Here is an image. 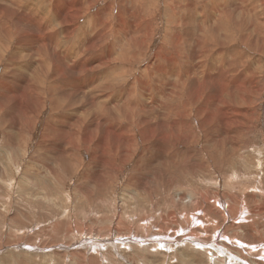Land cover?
Listing matches in <instances>:
<instances>
[{
	"label": "rangeland",
	"instance_id": "rangeland-1",
	"mask_svg": "<svg viewBox=\"0 0 264 264\" xmlns=\"http://www.w3.org/2000/svg\"><path fill=\"white\" fill-rule=\"evenodd\" d=\"M108 1L110 3L114 2V5L116 4L115 7L112 5L110 13V18H113L110 23L112 22V24L114 25V16L117 12V9L120 8V0H94L93 4L96 3V5L91 9L90 12H95L103 5L109 4ZM245 1L246 0H236V7L234 6V8L231 4L232 0H134V5L126 2V5L128 4L127 6H129V8L132 7L131 13L135 14L136 10L138 11V18L136 17L137 21L135 17H133L129 12V14L124 13L125 19L127 21L126 23L129 26V23L136 21L137 25L139 24L138 26H141L140 31L143 30V32L144 27H146L148 21L152 26V28H150L152 31L150 33V36L146 37L145 32L143 33L138 30L135 34L132 32L134 34L131 35L132 38L124 39V47H116L115 57H117V53L121 49L123 55L127 57V61L124 60L125 57H122V61L118 60V63L116 60L115 63L112 64V68L117 67V71H109L113 74H109L107 72L108 76H106L107 78L110 77L109 79L111 80H113L114 78V80H117L118 77H120L118 75L125 74V79L123 81L124 85L129 83L134 89L133 93L135 105L134 107L130 108L132 114L143 113V115H151V113L149 112H152V115H165V111L167 110L166 112L168 114L166 113V116H175L176 114H180L181 111H183L184 114L197 115L198 109L201 106L199 114L208 116L210 115L209 113L212 112L211 114H215L217 118V116L221 117L227 114V111H229L228 113H230V111H232L233 109L235 110L238 108H244V102H241L242 106H237L233 102L232 105L230 104V102H227L226 104L225 101H227L229 98V100H232L227 92L232 90L233 86L236 85L237 81L240 79H242L241 82L243 83L240 88L243 94L247 95L248 92H251V90L249 89L250 74L252 75V77H254V75L257 73L259 75V84L264 83V0ZM216 2L219 3V6L217 8L222 7L220 8L221 17L216 21L212 17H209L210 25L209 27L205 26L203 18L204 16H208L210 11L212 10V7H215V5L217 4ZM242 2L243 4L245 3L246 7L245 5L243 7ZM189 5H194V7H192L191 9ZM229 5L231 10L229 9L226 15H224L223 8H229ZM237 5H240L241 7ZM247 5L248 7L251 6L253 8L251 11V15H249L246 11L242 12V10L248 8ZM260 5L262 7H260ZM187 6H189V8ZM238 7L242 9L240 10V8ZM259 12L262 14H260ZM236 17H238V21H236ZM193 18L198 19V22L202 27V31L188 32L190 27H187V24H191L193 22ZM78 22L77 25L82 24L83 18H80ZM215 23L216 25H214ZM222 23L227 25L223 30L220 31L222 35L220 33V35L218 36H216L218 33L212 34L217 26L219 27V25H221ZM254 24L256 25V27H254ZM112 33L113 32H110L108 40L105 44L106 46L116 41L115 33ZM242 35L245 37H243ZM134 36L136 38H134ZM242 37L245 38L244 41ZM249 37H251V39ZM216 38H218V41L220 40L219 43ZM246 38L249 39L248 42ZM256 38L258 39V41ZM190 40H192L193 42ZM250 40H255L256 42L254 41L252 42V44L250 43ZM16 41V38H14L13 42L9 45L10 50L7 53H4V59L0 62V79H2V77L5 75V64L11 51L15 48ZM222 41L225 43L221 44ZM248 43L250 44L249 46ZM173 45H175L176 47ZM222 45L224 46L222 47ZM162 47L165 48L163 51L164 53L166 51L169 57H167L166 53H160V49H163ZM186 48L190 50H186ZM215 48H217L219 51L220 49L224 50V55H226V57H228L229 55V57L226 58V62H224L225 65L223 67L225 68L227 74L225 75L226 77L223 76V78L220 77L219 74H217L219 70H208L213 69V64L209 62L212 60V54L214 55L215 53L219 52ZM234 50H237L239 52L241 60L243 58L242 62L240 61L241 63L237 58H235L233 62L232 60H229L235 57L236 52H234ZM177 52H179V57H181L180 59ZM135 53L137 54L135 55ZM162 54L163 56H161ZM170 55L172 58L170 57ZM193 55L196 56L195 60L190 62V70L199 72V77L201 79L202 77L204 78L200 80L203 81V84L200 83L199 85H195L189 81H186V86H183L182 84L184 82L177 79L178 71H172L173 68L171 69V67L168 66L174 64V67L185 68V66L182 64H184L186 57H192ZM170 59L172 62H169ZM166 61L168 62L165 63ZM157 64L162 65L163 68L167 69L166 75H163L160 73V71L155 70V66ZM219 65L221 64H218V66ZM145 69H147L148 71ZM231 69H233V71ZM234 70H236L237 72ZM208 72L211 74V77L207 78L206 75L208 74ZM243 72L245 73L244 77L241 76V73ZM147 73H152V76L151 74L149 75ZM167 75H169L170 78ZM172 76L177 78L174 79L172 78ZM213 77L217 78L214 79ZM160 80H162V82ZM167 80L169 84L168 82H164ZM139 81L143 83H140ZM159 81L162 87L159 84ZM156 84H159L161 88L160 91L159 89L157 90L155 88ZM201 86L203 87L202 89ZM145 87L148 88L146 89ZM153 88H155V91ZM163 88L166 89L164 90ZM185 88L187 90H185ZM142 89H146V92L142 91ZM225 89L227 90L226 92L224 91ZM260 89L261 92L257 91L255 96H253V98L255 99V109H253V113L251 114L255 118L252 123L253 130L249 131L248 137L244 142L237 143L235 146L224 139L217 145V147L212 146V133H209L208 135H206V133L207 131L213 132V130L220 125L219 122L216 123L218 126L214 124L213 121L209 123V126H205L203 128L200 122L192 119V128L193 132L195 133V140L197 142L195 141V143L192 142L189 144L177 142L174 148V142L176 141L173 140L171 143V149L176 148L177 154L179 156L184 155V157L186 156L188 158V162H190L189 166L186 165L185 162H183L184 159H181L182 157L178 158V156L172 163L164 161L165 165L161 164L158 159L151 164L141 163L137 165L136 163L140 156L139 153L144 150L143 144L140 143L138 146L137 154L133 158L134 160L131 159L129 162L124 164V166H122V170L118 169V171L113 165H107L99 161L97 151L93 150V146L97 142L96 140L90 150H86L85 146H82L81 155L83 156L84 165H77V163L69 162L71 170L65 169L63 167L67 160L61 158L57 153H47L45 150L41 148L39 149V147L37 146L41 141V134L44 130L46 119L49 115L50 109H45L41 113V115L37 119L38 123L34 125L32 131H29L27 133L26 130H24V132L26 133L25 135L27 136L26 138H21V136L17 134L19 140L14 141V139L12 138V134H14L17 130H20V127L24 123V120L22 119V115L18 114V122H13L12 125L9 122L5 123L6 120L4 116L7 115L4 114L11 115L12 113V117H14L13 114L15 113V103H13L14 108L12 107V104L9 105L5 103L3 93L7 94V92L4 91L5 89H0V261H12V263H16L18 259L20 260L21 258L28 256L29 258H31V261L34 259L33 261H35L34 263L36 264H38L39 262H44V259L46 262V258H49L50 260L64 259L65 261L68 258L71 264L72 261L76 262L77 260H79V257H81L82 255L81 259L85 260L86 264H89L90 262H92L93 264H123V262L127 264L125 262L127 260L123 261L120 260L121 258H118V255L120 253V257L122 258L126 257L127 254L129 257H132L133 254H135L133 256L134 258L132 257V259L136 258V264H142L146 262L147 264H169V256L171 252L166 248H162L165 245L164 240L175 236L182 241L183 238H188V230H190V228H197L196 230L203 233L204 230L200 229L201 227L199 226V223H202L203 221L204 225H207L208 227L213 226L212 224H221L222 227L226 229L232 228L237 232H234V234L232 235L230 233H227V235L229 237H235L236 239H238V241H234L232 245L233 249L237 247L247 256L245 259H243V257L240 256L237 251H234V253L236 254V258H234L232 255L231 257L224 256V259L230 258L227 262L228 264H245L246 261L250 260L248 262H252L253 259L260 260L263 264L264 240L256 241L254 240V238H252L251 240H247L245 238L244 240V237H240L242 236L243 230L239 228L243 225L245 227L248 226L255 231L259 230L258 232L261 233L257 234L258 238L260 237L261 239L263 237L262 239H264V233H262V230H264V130L262 122V119L264 118V87L260 85ZM192 91L193 93H191ZM195 94L197 97L195 96ZM193 95L197 101L194 99ZM220 96L221 98H219ZM162 97L165 99L163 100ZM206 98H208L207 101ZM153 99L155 100V103H153ZM180 99L182 101H185L182 102ZM156 101H159L158 104H160L157 105ZM164 101L167 102L165 103ZM167 103H169V105ZM173 103H175L176 105H174ZM181 103L184 105H182ZM146 104L148 106L151 105L150 107H152L153 109L148 107ZM160 105L164 106H162V108H158V106ZM226 105L227 107L229 106L227 109L225 107ZM168 106L170 109L168 108ZM179 106H183L184 108H180ZM142 109L144 111H142ZM162 110H164V112ZM156 111L159 112V114ZM120 119H123L121 120L123 124L127 123V118L120 117ZM115 128H118V126H116ZM195 128H197V130ZM68 129L70 130L71 127H69ZM221 130H223L222 125H220L219 127V132L214 131L213 133H221ZM155 141L156 140L154 139V142ZM151 144H153V141L151 142ZM155 152L157 154L159 153L160 156V154H162V149L156 150ZM167 152L168 155H170V152ZM149 157H151V154L149 155ZM90 160L91 166L87 167L86 164H89ZM144 164H146V166ZM109 165L111 166L109 167ZM135 165L137 166L135 167ZM167 170L170 174L167 172ZM148 174L149 177H147ZM136 175L137 177L133 178ZM170 178H172L171 185L166 181ZM166 183H168L169 185H167ZM202 189L204 190V193ZM181 190H185L191 194L193 192L197 193L196 191L199 190L198 195L205 194L207 191L211 193L219 192L220 195H225L223 199L225 201H228L229 205L232 204L230 205L232 206L230 207L232 211H229V218L224 217L222 211H220V209H218L219 207L215 205V207H213L212 210L207 211V213L203 212L200 215H196V219L199 218L198 220L191 219V213H195V210L189 209L190 213L185 214V212V215L182 214L183 217L187 219V223L182 225L179 219L181 217L178 218V216H180V214L187 209H177V207L174 205L173 198L176 191ZM123 196L125 198H123ZM124 201L126 204L123 203ZM243 203L245 205L244 213L247 212L245 213V216L247 217H242L241 215V213H243V206L241 207ZM187 212L189 211L187 210ZM220 216L222 219L220 218ZM212 217H214L215 219ZM242 218V222H238V220ZM191 220H194L195 223L191 222ZM176 228H179L180 234L177 233L179 235L175 234ZM169 229H172L173 231H170ZM128 231L130 234L128 233ZM156 232L158 233L156 234ZM183 232L185 234H183ZM212 233L213 231H211V234ZM86 235H92L93 238H86ZM126 235H129V238L139 237V239H143V241L140 242L141 245H139L140 243H136V245L134 246H138L139 248L136 247L129 249L127 254L124 253V244L120 241L121 237ZM162 236L165 237L164 240ZM76 238L80 239L77 240ZM81 239H86L87 242H84ZM159 240L160 243H158ZM222 243L223 242L221 240L217 241V244L219 245H221ZM242 243H246V245L244 246L245 249L242 248V246L244 245H242ZM19 244L21 246L24 245L23 247L26 249H30V252L29 250H27V252H25L24 250V253L27 254V256L23 253L21 247L18 246ZM26 244H29L28 247ZM72 244L74 245L71 246ZM169 245L174 247V250L172 252L177 253L179 247L175 248V246H177L175 243ZM259 245H262V248L259 247ZM200 246L205 247H203L204 250L201 251V255H196L192 252L191 258L197 259V262L194 264H214L213 262L216 261V253L205 250L209 249V246L207 244ZM73 247L74 249H72ZM145 247H147V249ZM158 247L159 252H161L163 249L162 253L164 255L158 252ZM181 247L183 248V246ZM19 248L21 249V251L19 250ZM67 248L70 249L68 250ZM165 251L169 254V256L168 254L165 255ZM207 252L211 254L213 253V256H208ZM4 253H6V255L8 256H6ZM40 254L42 255L40 256ZM62 254L64 257L61 256ZM72 254L74 255V257ZM139 256L142 257V260L144 262L139 259ZM146 256L149 259H147ZM180 256L181 257L176 256L177 261L174 259L173 264H179L178 262H181L183 260L184 255L181 253ZM86 259L90 260H88L87 262ZM137 260H139L141 263H138ZM210 260H212V263L210 262ZM50 264H52V262H50Z\"/></svg>",
	"mask_w": 264,
	"mask_h": 264
},
{
	"label": "bare ground",
	"instance_id": "bare-ground-1",
	"mask_svg": "<svg viewBox=\"0 0 264 264\" xmlns=\"http://www.w3.org/2000/svg\"><path fill=\"white\" fill-rule=\"evenodd\" d=\"M93 1L94 0H0V62L4 59V53H7L10 50L9 45L13 42L14 38H16V40H17L15 48L11 51L9 57L7 58V62L5 64V69H4L5 75L2 77V79H0V89H2V90L5 89L4 91L7 92V94L3 93L4 102L9 104V105L12 104V107H13V103H15V106H14L15 107V109H14L15 113L13 114L14 117H12V113H11V115L10 114H4V115H7V116H4L5 120H6L5 123L9 122L12 125L13 122H18L19 121V120H17L18 114L22 115V119L24 120V123L20 127V130H17L18 133L16 131L14 134H12V138L14 139V141L19 140V137H17V134L20 135L21 138L27 137L25 135L26 133L24 132V130H26L27 133L29 131H32L34 125L38 123L37 119L39 118V116L41 115V113L45 109H50V111H49V115L47 116V119H46L44 130L41 134V141L39 142L37 147H39V149L41 148V149L45 150L47 153H50V152L51 153H57L61 158L66 159L67 161H66L65 165H63V167L65 169H69V170H71V166L69 165V162L77 163V165H84L83 156L81 155L82 146L84 145L86 150H90L91 147L93 146L95 140L97 142L93 146V150L97 151L99 161L104 163V164H107V165L108 164L113 165L115 167V169H117V171H118V169H121V168L123 169L122 166H124V164L129 162L131 159L134 160L133 158L137 154L138 146L140 143L143 144L144 150L141 153H139L140 156H139V159L136 163L137 165L141 164V163L151 164V163L155 162L157 159L161 162V164H164V161L172 163L174 161V159L177 158V156H178V158L182 157L181 159H184L183 162H185V164L189 166L190 162H188V158L186 156L184 157V155L179 156L177 154V151H176L177 149L176 148L173 149V148L176 146L175 144L177 142H183L184 144H189L192 142L195 143L196 140H195V136H194L195 133L193 132V128H192V123H193L191 121L192 119L200 122L203 128L205 126H209V123H211L213 121H214V124L219 122V124L223 126V130H221V133H213L214 131L219 132L220 125L218 126L217 124L216 125L218 127L215 128L213 130V132L207 131L206 135H208L209 133H212V136H211V140L213 141L212 146L217 147V145L224 139L226 141H228L229 143L236 146L237 143H242L247 139L249 131L253 130L252 123H253V120L255 119L253 117V115H251L253 113V109H255L254 108L255 107V103H254L255 99L253 98V96H255L257 91L261 92L260 85L264 87V83L259 84V75L257 73L254 75V77H252V75L250 74L249 89L251 90V92H248L247 95H244L242 90L240 89L241 86L243 85V83L241 82L242 79L238 80L236 85L233 86L232 90L227 92L232 100H229L230 98L229 99L227 98L228 100L225 101L226 104H227V102H230V104L232 105V102H233L237 106H242L241 102H244L245 107L243 109L238 108L235 110L232 108L234 111L232 109H231L232 111H230V113H228L229 111H227V114H225L226 116L225 115L221 116V117L217 116V118H216L215 114H213V115L211 114L212 112L209 113L210 115H208V116L199 114V112H200L199 110H200L201 106L198 109L197 115L184 114L183 111H181L180 114H176L175 116H171V115L166 116L168 114L166 112L167 110L165 111V115H155V114L152 115V112H149V113H151V115H145V114L143 115V113H141V114H138V113L134 114L133 113L132 114V111L130 108L134 107V105H135V99H134V93H133L134 89L129 83L124 85L123 81L125 79V77H124L125 72L123 73L124 75H122V74L118 75L117 74L118 76H120V77H118L117 80H114L115 78L113 80H111V79H109L110 77L107 78L106 76H108L107 72L109 74H113V73H110L109 71H112V72L117 71V67L112 68V64L115 63L116 60L118 63L119 62L118 60L122 61V57H125L124 60L127 61V57L123 55L121 49L117 53V57H115V49L117 46H119V47L123 46L124 39L132 38L131 35L133 33L135 34L138 30L139 31L141 30V26H138L139 24L137 25V23H136V21H137L136 17L138 16V11L136 10L135 14H133V13H131L132 7L129 8V6H127L128 4L126 5V2L133 4L134 0H127V1L126 0H120V2H119L120 8L117 9V12L115 11L116 12V14L114 16L115 24L113 25L112 22L110 23V21L113 19V18H110V15H111L110 13H111L112 5L115 7L116 4L114 5V2L110 3L108 1L109 4L103 5L102 7H100L96 11L94 10L95 12H90L91 9L94 8V6L96 5V3L93 4ZM95 1H98V0H95ZM213 2H215V1H213ZM235 2H236V0L235 1L232 0V2H231L233 8H234V6L236 7ZM243 2H242V4H243ZM227 3H229V2H227ZM260 3H262V2H260ZM218 4L219 3H217L215 5V7L211 6L212 10L208 14V16H204L203 21L205 22V24H204L205 26L209 27V25H210L209 24V17H212L215 21L221 17L220 8H222V7L217 8L219 6ZM244 5H245V3L243 4V7H244ZM248 5H247V7H248ZM189 6L191 7V9H192V7H194V5L193 6L189 5ZM189 6H187V7L189 8ZM225 6H227V5H225ZM237 6H240V5H237ZM240 7H238V8H240ZM245 7H246V5H245ZM260 7H262V6L260 5ZM208 9H210V8H208ZM223 9H224L223 10L224 15H226V13L228 12L229 9L231 10L230 5H229V8L225 7ZM241 9L242 8H240V10ZM252 9L253 8L250 6L248 8H245L244 10H242V12L246 11L249 15H251ZM195 10H196V8H195ZM113 12H114V8H113ZM128 12L133 17H135V19H136V21L129 23L130 26L126 23L127 21L125 19V14H124V13L129 14ZM260 14H262V13H260ZM80 18H83V23L80 25H77V22ZM228 18H230V17H228ZM237 18L238 17H236V21H238ZM192 20H193V22L191 21L192 22L191 24L186 23L187 27H190L188 32H190V31H193V32L202 31V27H201L200 23L198 22V19L193 18ZM216 23H218V22H216ZM216 23L214 25H216ZM135 24H136V26H135ZM226 26H227L226 24L222 23L221 25H219V27L217 26V28L212 32V34L218 33L216 36L220 35L221 34L220 31L223 30ZM254 27H256V25ZM150 28H152V26H151V23L148 21L146 27H144V32L146 33V37L150 36V33L152 32ZM110 32L115 33L116 41L114 43L106 46L105 44L108 40ZM140 32H143V30ZM194 37H196V36H194ZM213 37H215V36H213ZM243 37H245V36H243ZM243 37H242V39L244 41L245 38H243ZM134 38H136V37L134 36ZM218 38H216L217 41H218ZM249 38L251 39V37H249ZM189 39H190V37H189ZM246 40L248 42L249 39L246 38ZM186 41H187V39H186ZM190 41H192V40H190ZM219 41H218V43H219ZM250 41L249 42L252 43L255 40L254 41L250 40ZM257 41H258V39H257ZM262 42H263V40H262ZM223 43H225V42L222 41L221 44H223ZM185 44H186V42H185ZM209 44H210V42H209ZM249 45L250 44L248 43V46ZM103 46H105V47H103ZM173 46H175V45H173ZM223 46L224 45H222V47ZM164 49L165 48L160 49V51H161L160 53H164V51H163ZM215 49H217V48H215ZM186 50H190V49L186 48ZM234 52H236L235 57H233L229 60L230 61L232 60V62H233V60L235 58H237L239 60V62L240 61L242 62L243 58L241 56L242 60L240 59L239 52L237 50H234ZM165 53H166L167 57H169L168 53L166 51H165ZM177 53H178V57H179V52H177ZM195 53H197V52H195ZM230 53H232V52H230ZM136 54L137 53H135V55ZM224 54H225V51L221 50V49L219 52L215 53L214 55L212 54V60L209 62H211L213 64V69H211V70L208 69L209 71L219 70V72L217 74H219V76L222 78H223V76L226 77L225 75L227 74V72L223 66L225 65L224 62H226V58L229 57V55H228V57H226V55H224ZM161 56H163V54ZM195 56L196 55H193L192 57L191 56L186 57L184 64H182L185 66V68L174 67L173 66L174 64H171L170 66H168V67H171V69L173 68L172 71H174V70L178 71V76H177L178 78L173 77V76H172V78H174V79L177 78L179 81H183L184 82L182 84L183 86L186 84V81H189L195 85H199L200 83L203 82V81H200L204 78L202 77V79H201L199 77V72H194V71L190 70V68H191L190 62L195 60ZM170 57H171V55H170ZM180 58L181 57H179V59ZM260 59H262V58H260ZM167 62L168 61H166L165 63H167ZM169 62H172L171 59L169 60ZM210 64H208V65H210ZM214 64H216V65H214ZM218 64H221V65L218 66ZM236 64H237V62H236ZM124 65H123V67H124ZM182 65H180V66H182ZM230 67H232V66H230ZM111 68H112V70H111ZM254 69H255V66H254ZM145 70H147V69H145ZM155 70L160 71V73L163 75L167 74V72H166L167 69L163 68L162 65L157 64L155 66ZM231 70L233 71V69H231ZM234 71H236V70H234ZM118 73H120V72H118ZM147 74H149V73H147ZM150 74L152 76V73H150ZM241 74H242L241 75L242 77L245 76L244 72ZM167 76L169 77V75H167ZM206 76H207V78L211 77V74L208 72V74ZM213 78L215 79L217 77H213ZM147 79H149V78H147ZM155 80H156V78H155ZM133 81H134V79H133ZM160 81L162 82V80H160ZM160 81H159V84L161 85ZM164 82H168V80L164 81ZM140 83H143V82H140ZM178 83H180V82H178ZM225 83H226V81H225ZM159 84L158 85L156 84L155 88L157 90L159 89V91H160L161 88H160ZM168 84H169V82H168ZM16 85H17V88H16ZM121 85H122V87H121ZM140 85H138V86H140ZM146 86H148V85H146ZM165 86H167V85H165ZM221 86H222V84H221ZM161 87H162V85H161ZM174 87H175V85H174ZM193 87H194V85H193ZM203 87H204V85H203ZM203 87L201 86V89ZM145 88L147 89L148 87H145ZM155 88H153L154 91H155ZM227 88H228V86H227ZM140 89H141V87H140ZM143 89H142V91L146 90V89L145 90H143ZM185 90H187V89L185 88ZM228 90H229V88H228ZM224 91L226 92L227 90L225 89ZM172 92H173V88H172ZM225 92H223V93H225ZM244 92H246V91H244ZM154 93H157V92H154ZM191 93H193V91ZM228 94H226V95H228ZM161 95H162V93H161ZM166 95H168V94H166ZM146 96H148V95H146ZM195 96H196V94H195ZM193 97H194V95H193ZM219 98H221V96ZM144 99H146V98H144ZM164 99L165 98H163V100ZM194 99H195V97H194ZM191 100H192V98H191ZM207 100H208V98H206V101ZM167 101H164V102L166 103ZM183 101H185V100H183ZM194 101H192V102H194ZM158 102L156 103L157 105L160 104V103L158 104ZM169 102H171V101H169ZM198 102H199V100H198ZM202 102H204V101H202ZM153 103H155V100ZM137 104H138V102H137ZM167 104L169 105V103H167ZM173 104L176 105L175 103H173ZM182 105H184V104H182ZM150 106H148V107H150ZM162 106H164V105H160V106H158V108L159 107L162 108ZM194 106H195V104H194ZM237 106H235V107H237ZM259 106H261V105H259ZM181 107L184 108L183 106H181ZM220 107H221V105H220ZM225 107L227 109L229 106L227 107V105H226ZM150 108H152V107H150ZM168 108H169V106H168ZM213 108H212V110H213ZM155 109H156V107H155ZM185 109H187V108H185ZM173 110H174V107H173ZM212 110H210V111H212ZM142 111H144V110L142 109ZM162 111L164 112V110H162ZM201 111H202V109H201ZM196 112H197V110H196ZM157 113L159 114V112H157ZM255 114H258V113H255ZM120 117L127 118V123L123 124L121 122V120H123V119H120ZM262 122H263V130H264V118L262 119ZM116 126H118V128H115ZM69 127H71L70 130L68 129ZM195 129L197 130V128H195ZM196 136H197V133H196ZM154 139L156 140L155 142H154ZM173 140H175L176 142H174V146L171 149V147H172L171 143ZM24 141H25V139H24ZM152 141H153V144H151ZM159 149H162V154H160V156H159V153L157 154L155 152L156 150H159ZM167 151L170 152V155H168ZM148 154L149 155L151 154V157H149ZM184 154H186V153H184ZM193 157H194V155H193ZM118 162H119V165H118ZM146 164H144V165L146 166ZM86 165H87V167L88 166L90 167L91 166V160H90V163L86 164ZM111 165H109V167ZM137 165H135V167ZM191 165H192V163H191ZM107 170H109V169H107ZM143 171H144V169H143ZM167 172H168V170H167ZM110 173H112V172H110ZM154 174H155V172H154ZM146 175H147V173H146ZM135 177H137V175L134 176L133 178H135ZM147 177H149V174ZM161 179H163V178H161ZM166 181L169 182V184L171 185L172 178H170ZM130 182H132V181H130ZM166 184L169 185L168 183H166ZM98 187H99V185H98ZM196 192L197 193L193 192L191 194L185 190L176 191L175 196L173 197L174 198V205L177 207V209H181V210L187 209L189 211V212H187V210H185L180 214V216H178V218L179 217L182 218V219L179 218L180 223L182 225L187 223V219H185L183 217V215L190 213L191 209L195 210V213H191V219H194V220L199 219V218L196 219L197 218L196 215H198V214L200 215L203 212L207 213V211L212 210V208L215 207V205H217L219 207L218 209H220V211H222V214L224 217H228V215L230 214L229 211L230 210L232 211V209L230 208V207H232V206H230L232 204L229 205L228 204L229 202L225 201L223 199L225 195H220L219 192L211 193L209 191H207L205 194L198 195L199 190H197ZM203 193H204V190H203ZM123 198H125V197L123 196ZM126 199H127V196H126ZM126 202H127V200H126ZM123 203H125V201ZM242 206H243V213H241V215H242V217H247V216H245V213H247V212L244 213V209H245L244 203H243V205H241V207ZM218 216H219V214H218ZM218 216H217V218H218ZM212 218H214V217H212ZM220 218H221V216H220ZM194 220H191V222H194ZM242 220H243V218L239 219L238 222H242ZM189 221H190V219H189ZM220 223H222V222H220ZM168 224H170V223H168ZM212 225L213 226L208 227L207 225H204V222L202 221V223H199V226L201 227L200 229L204 230L203 233L196 230L197 228L196 229L190 228V230H188V232H189V234L187 236L188 238H183L182 241H181V239H178L175 236L172 238L170 237V238L164 240L165 237L162 236L163 240L165 242V245L162 248L163 249L166 248L171 252L170 256H169V254L166 252L167 250L165 251V255L168 254V256H169V261H170L169 264H173L174 259L177 261L176 256L181 257L180 256L181 253L184 256H183V260L182 261L180 260L181 262H178L179 264H194V263H196L197 259L191 258L192 252L195 253L196 255H201V251L204 250L203 249L204 246L201 247L200 245H206V244L209 246V249H205V250L216 253L215 259L217 262L216 261L213 262L214 264H228L227 262L229 261L230 258L224 259V256L225 257H228V256L231 257V255H232L234 258H236V256H235L236 254L234 253V251H237L238 254L240 256H242L243 259H245L247 255L244 254V252H241L237 247H235L233 249L232 245H233L234 241L235 240L238 241V239H236L235 237H229L227 235V233L228 234L230 233L232 235L236 231L233 230L232 228L226 229V228L222 227L221 224H217V225L212 224ZM168 227H170V226H168ZM239 228H241L243 230L242 236H240V237H244V240H245V238L247 240H251L252 238H254V240H256V241H258V240L263 241L264 240V239H262L263 237L261 239H260V237L258 238L257 234L261 233V232H258L259 230L255 231L254 229H251L248 226L245 227L243 225L240 226ZM158 229H157V231H158ZM175 231H176V233H175ZM175 231H174L175 234H177V233L180 234L179 228H176ZM211 231H213L212 234H211ZM128 233H129V231H128ZM157 233L158 232H156V234ZM262 233H264V230H262ZM179 234H177V235H179ZM183 234H185V233L183 232ZM208 234H210V235H208ZM82 235H80V236H82ZM165 235H167V234H165ZM255 235H256V237H255ZM85 237L86 238H88V237L93 238L92 235L91 236L86 235ZM129 237H130L129 235L122 236L121 240H120L121 243L124 244L123 248H124V253H126V254L128 253L129 249L138 247V246L134 247L136 245V243L139 244L141 241H143V239H139V237H133V238H129ZM79 239H77V240H79ZM218 240H221L223 243L221 245H219L220 243L217 244ZM82 241L87 242L86 239L82 240ZM161 242H162V240H161ZM148 243H150V242H148ZM158 243H160V240L158 241ZM172 243H175L177 245V246H175V248L179 247L177 253L175 252L176 254L172 252L174 250V247L169 245ZM196 243H198V244H196ZM243 244L244 243H242V245ZM28 245H27V247H28ZM73 245L74 244H72L71 246H73ZM139 245H141V243ZM245 245H246V243L242 246L243 249H245L244 248ZM18 246L21 247V249L23 250V253H24V250H25V252H27V250H29V252H30L29 248L26 249L23 247L24 245L21 246L19 244ZM150 246H151V244H150ZM181 246H183V248ZM261 246L259 245V247H261ZM145 248L147 249V247H145ZM145 248H143V249H145ZM21 249L19 248L20 251H21ZM67 249L69 250L70 248H67ZM72 249H74V247ZM163 249H162V251H163ZM232 249H233V251H232ZM141 250H142V248H141ZM147 251H149V250H147ZM162 251L159 252V247H158V252L162 253ZM58 252H59V249H58ZM4 254L6 255V253H4ZM212 254L208 253L207 255L211 257V256H213ZM25 255L27 256V254H25ZM41 255L42 254H40V256ZM134 255L135 254H133V256ZM6 256H8V255H6ZM61 256L64 257L63 254ZM118 256H119L118 258H121L120 260H123V261L127 260V261H125L127 264H136L135 263L136 258L132 259L133 256L129 257L127 254L126 257L122 258V257H120V253ZM73 257H74V255H73ZM77 257H79V256H77ZM139 257H140L139 259L142 260V257L141 256H139ZM79 258L81 259L82 255ZM125 258H127V259H125ZM80 259L77 260L76 262L72 261L71 264H76V263L86 264L85 260H82V259L80 260ZM147 259H149V258L147 257ZM209 259H211V258H209ZM259 259H261V258H259ZM18 260L16 261V263L15 262L12 263V261L4 262L2 260V261H0V264H36V263H34L35 261H33L34 259L31 261V258H29L28 256L21 258L19 261ZM46 260L48 262L47 261L45 262V259H44V262H39L38 264H50V262H52V264H67V263L70 264L68 258L66 259L67 263L64 259L63 260H50L49 258L48 259L46 258ZM86 260L88 262V260H90V259H86ZM137 261H138V263L140 262L139 260H137ZM248 261H250V260H248ZM248 261H246L245 264H262V261L256 260V259H253L252 262H248ZM142 262H144V261L142 260ZM210 262L212 263V260H210ZM90 263H92V262H90ZM123 264H125V263L123 262ZM142 264H147V262L142 263Z\"/></svg>",
	"mask_w": 264,
	"mask_h": 264
}]
</instances>
